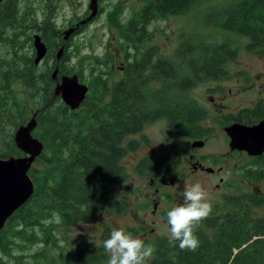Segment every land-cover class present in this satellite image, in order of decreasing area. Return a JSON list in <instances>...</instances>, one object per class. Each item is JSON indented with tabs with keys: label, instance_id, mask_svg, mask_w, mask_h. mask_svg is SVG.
Instances as JSON below:
<instances>
[{
	"label": "trees",
	"instance_id": "trees-1",
	"mask_svg": "<svg viewBox=\"0 0 264 264\" xmlns=\"http://www.w3.org/2000/svg\"><path fill=\"white\" fill-rule=\"evenodd\" d=\"M143 1L124 21L122 7L110 8L111 19L124 29L120 46L126 62L122 70L112 69L115 63L109 56L94 53L87 58L89 75L80 73L71 59L81 47L73 41V51L66 44L58 62L59 76L77 73L89 84L86 98L76 109L60 95H53L56 81L52 73L57 64L53 46L49 55L54 59L45 62L38 74L27 44L31 33H8L0 38L15 45L9 58L0 57V157L24 153L14 132L27 120L28 104L21 96L25 90L42 107L34 134L44 142L35 161L39 164L29 169L35 183L33 194L0 229V264H40L47 247L56 250L61 246L55 231L58 225L69 228L105 208L125 210L126 200L116 196L113 185L128 177L121 160L137 147V139L128 141V135L159 118L167 119L185 136L212 132L204 122L208 108L190 91L202 81L231 78L233 72L226 63L237 56L238 47L231 41L210 43L190 38L177 48L175 61L165 57L154 60L157 47L144 51L140 45L152 37L149 25L189 10L198 0ZM223 11L226 16L217 23L249 36L247 47L264 55V0H233ZM262 117L264 97L237 116L222 115L221 123ZM9 120L14 131L7 132ZM180 161L177 154L158 161L144 158L137 168L160 176L177 169ZM239 169L243 179L264 182V154L245 161ZM228 199L230 207L224 211L212 204V214L197 230L200 246L196 251L173 247L167 237L157 236L150 242L155 248L151 264H264V213L252 212V206L264 207V190L240 189ZM111 231L110 227L105 229L104 240ZM52 264H108V254L103 243H86L64 252L61 261Z\"/></svg>",
	"mask_w": 264,
	"mask_h": 264
},
{
	"label": "rangeland",
	"instance_id": "rangeland-1",
	"mask_svg": "<svg viewBox=\"0 0 264 264\" xmlns=\"http://www.w3.org/2000/svg\"><path fill=\"white\" fill-rule=\"evenodd\" d=\"M56 1L48 0L49 4H58L57 9L55 5L49 8L53 14H49L50 20L53 22L62 23L69 18V14L79 13V17H82L89 12L87 7L89 0ZM232 1L198 0L183 13L170 14L166 18L154 20L149 25L152 31L151 39L140 44L143 50L156 46L155 59L165 57L172 61H175V53L181 42L190 38H202L210 43L231 41L238 47L237 56L226 63L227 69L233 72L231 78L202 81L190 91V94L209 110V115L204 122L211 126L212 132L206 145L193 149L192 140L171 126L165 118H159L146 124L140 132L128 135L126 138L128 141L137 139V147L128 151L121 160L128 171V177L113 185L116 196L126 200L125 210L118 212L105 208L90 218L74 222L69 228L58 225L55 231L61 237V246L56 250L47 247L44 250L45 257L40 260V264L60 262L64 252L76 249L82 244L101 245L105 239V229L108 227L112 231L123 228L125 232L151 245L150 242L157 236L168 237L167 211L183 203L186 186L200 183V180L211 193V202L220 203L218 209L221 211L230 207L227 199L222 200L221 192L227 189L231 193L234 192L231 187L236 184V180L242 190H264V182H252L241 177L239 168L248 160V156L242 152L230 153L226 133L221 123L222 115L229 114L230 111H236L243 106H252L256 99L264 93V55L255 53L247 47L250 41L249 36L217 23L218 20L223 21L226 16L223 7ZM40 2L44 3V0ZM143 2V0H101L104 9L99 17L76 35L75 42L81 48L76 55L74 52L71 63L77 66V71L89 75L87 58L94 53L109 56L115 63L112 69L121 70L120 62L125 60L126 55L120 46L124 29L113 22L109 14L110 8L114 5L122 7L121 19L124 21L134 11H137ZM0 47L5 46L1 43ZM74 49L75 45H72L71 50L74 51ZM1 51L5 52V50ZM50 61L52 60L49 59L48 62ZM119 74H116L115 78L119 77ZM155 84L153 86H156ZM21 96L24 97L28 104L27 108L30 109L29 111L27 109L28 114H31L36 106H40L37 99L34 97L32 99L30 91L25 90ZM13 127V123L9 120L5 130L14 131ZM2 130L3 126L0 123V133ZM193 151L197 154L204 153L208 157L213 156L217 162L206 159L205 163L213 167L222 164L223 168L220 173L192 172L190 153ZM170 153L179 154L182 159L181 168L174 174L168 172L160 176H152L137 168L139 160L145 155L158 161ZM220 176L224 177L223 181L220 180ZM177 177L182 179L175 184L171 183V180ZM227 182L229 183L226 184ZM215 183H221V186L216 187ZM252 212L254 215H260L264 213V207L252 206ZM160 214L162 215L159 216ZM151 261L152 259L149 264Z\"/></svg>",
	"mask_w": 264,
	"mask_h": 264
},
{
	"label": "water",
	"instance_id": "water-1",
	"mask_svg": "<svg viewBox=\"0 0 264 264\" xmlns=\"http://www.w3.org/2000/svg\"><path fill=\"white\" fill-rule=\"evenodd\" d=\"M91 12L80 22L92 20L99 11L98 0H90ZM74 27L65 30V40L73 32ZM36 55L35 63H40L48 53V45L40 34L34 35ZM65 50V42L57 52V64L52 73L56 81L53 95L61 98L73 109L78 108L89 91V84L80 79L77 73H63L59 76V60ZM37 110L26 122L20 124L15 132L14 139L17 146L24 152L22 155L0 157V229L6 224L10 216L28 201L35 189V183L29 169L42 153L44 142L34 134L37 126ZM230 137L229 145L232 149L246 150L250 154L264 152V118L255 124H246L233 121L224 126ZM205 140H196L193 146H202ZM212 169V167H209Z\"/></svg>",
	"mask_w": 264,
	"mask_h": 264
},
{
	"label": "flooded vegetation",
	"instance_id": "flooded-vegetation-1",
	"mask_svg": "<svg viewBox=\"0 0 264 264\" xmlns=\"http://www.w3.org/2000/svg\"><path fill=\"white\" fill-rule=\"evenodd\" d=\"M55 2H57L55 0ZM99 2V11L98 14L92 19L87 21L86 23H82L80 22L82 19H84L85 17H87L88 14H90L91 12V8H90V0L89 3L87 5V7L89 8V12L87 14H85L82 17H79V13H73L72 15L69 14V18L66 19V21L62 22V23H57V21L53 22L51 21V17L49 14H52V11H49V8H53V6L55 5V8H58V4L56 3H51L49 4L48 0H44V3H41L40 0H0V38H5V35L8 33H31L32 37L29 36L28 37V43L30 48H31V54L33 56V60L35 58L36 55V49H35V45H34V35L36 33L40 34L41 37L43 38V40L46 42V44L48 45V53L46 55V57L40 62V63H35L37 64V73L39 74V67L41 66V64L43 62H47L49 59L53 60V54L49 55V48L50 46H53V48L56 49V51L54 52V55H56V59H57V52L60 49L61 45L64 44L65 42V48H66V44H68V50L71 49L72 44L71 42L75 41L76 35L81 33L86 27H88L93 21L96 20L97 16L100 14V12L104 9V5L101 3V0H98ZM56 14V13H55ZM53 15V14H52ZM69 27H74L73 32L70 34L69 38L67 40H65L64 34H65V30L68 29ZM45 33H47L48 35L46 36ZM13 37V35H12ZM49 37V39H47ZM3 44L5 47H0V57L1 58H9L10 55H12V53L14 52L15 49V45L13 42H6L4 40L0 39V44ZM61 43V45H60ZM152 48V47H149ZM147 48V49H149ZM146 49V50H147ZM1 50H5V52H2ZM145 51V50H144ZM140 54H138L139 56ZM154 60L155 56H154ZM125 60H122L120 63V69L122 70L124 68L125 65ZM32 96V93H30ZM264 97V93L262 95H260L259 98L256 99V101L254 102V104L252 106L247 105V106H243L241 108H238L236 111H230L229 113L233 114L234 116H237L241 113V111L245 108H252L254 107L260 99H262ZM33 99V96H32ZM41 105L40 106H36V109L31 113L26 115L27 120L29 118H31L34 114V112L37 110V112L40 111L41 109ZM28 109V108H27ZM30 109H28L29 111ZM38 114V113H37ZM226 114V113H225ZM264 117L258 119V120H253L248 122L247 119L245 118V121H241V120H233V121H240L246 124H255L258 123L261 119H263ZM26 120V121H27ZM233 121H229L226 122L225 124H223V130H224V126L226 124H229ZM225 131V130H224ZM226 133V132H225ZM211 134V133H210ZM204 135V136H185L188 139L192 140L191 141V145L193 149L196 148H200L206 145L207 139L209 137V135ZM226 138L228 140V144L230 141V137L226 134ZM196 140H205V144L202 146H198L195 145L193 146V142ZM230 148V153L234 154V153H245L248 156V160L252 159L253 157L256 156H261L264 154H250L248 153V151L246 150H240V149H232L229 145ZM24 154V153H22ZM20 154V155H22ZM173 153H170L168 155H171ZM175 155V154H174ZM179 155V154H177ZM190 157H191V163H192V172L198 173L200 172H209V173H220L221 169L223 168V165L220 164L219 166L213 167L210 166L208 164L205 163L206 159H212L214 162H217V160L215 158H213V156H207L204 153H195L194 151L190 153ZM148 158L149 160L152 159L150 158L149 155H145L142 157V159L139 160V162L143 159ZM36 161V160H35ZM157 161V160H156ZM138 162V163H139ZM35 163V162H34ZM33 163V164H34ZM182 165V159L180 161L179 167L177 169H175L172 172H169L171 174H174L176 172L179 171V169L181 168ZM209 167H212V169H209ZM146 174V173H145ZM221 181L224 180L223 176L219 177ZM181 177H177L176 179H172L171 183L175 184L177 182H179V180H181ZM238 179V178H237ZM254 182L253 180H249ZM166 183H168L166 181ZM200 183L202 184V180H200ZM229 182H227L226 184H228ZM216 187H220L221 183H215ZM231 188L234 189V192H230L228 189L227 190H223L221 192V198L222 200H225L227 198V201H229L228 197L231 195H236L239 194V184L236 180V184H234ZM157 190H159V188H157ZM254 190V189H253ZM228 196V197H227ZM214 204V203H212ZM216 204H220V203H216ZM156 205V203H155ZM155 211V210H154ZM162 214H160L159 216H161Z\"/></svg>",
	"mask_w": 264,
	"mask_h": 264
},
{
	"label": "clouds",
	"instance_id": "clouds-1",
	"mask_svg": "<svg viewBox=\"0 0 264 264\" xmlns=\"http://www.w3.org/2000/svg\"><path fill=\"white\" fill-rule=\"evenodd\" d=\"M212 196L201 183L186 186L183 203L166 213L168 241L181 250L196 251L200 246L199 226L212 214ZM108 264H149L155 248L143 239L117 228L103 241Z\"/></svg>",
	"mask_w": 264,
	"mask_h": 264
}]
</instances>
